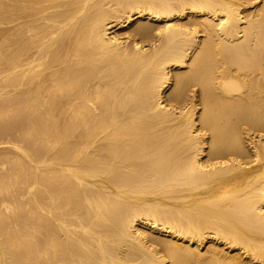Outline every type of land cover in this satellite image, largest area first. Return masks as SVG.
Listing matches in <instances>:
<instances>
[{"label": "bare ground", "instance_id": "bare-ground-1", "mask_svg": "<svg viewBox=\"0 0 264 264\" xmlns=\"http://www.w3.org/2000/svg\"><path fill=\"white\" fill-rule=\"evenodd\" d=\"M0 264H264V0H0Z\"/></svg>", "mask_w": 264, "mask_h": 264}, {"label": "rangeland", "instance_id": "rangeland-1", "mask_svg": "<svg viewBox=\"0 0 264 264\" xmlns=\"http://www.w3.org/2000/svg\"><path fill=\"white\" fill-rule=\"evenodd\" d=\"M114 29H115V30H118V31L120 30V29H118L117 27H116V28H114Z\"/></svg>", "mask_w": 264, "mask_h": 264}]
</instances>
